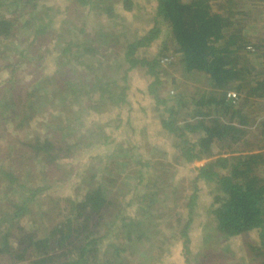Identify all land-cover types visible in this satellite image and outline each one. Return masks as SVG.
I'll return each mask as SVG.
<instances>
[{
	"label": "trees",
	"instance_id": "obj_1",
	"mask_svg": "<svg viewBox=\"0 0 264 264\" xmlns=\"http://www.w3.org/2000/svg\"><path fill=\"white\" fill-rule=\"evenodd\" d=\"M43 1L0 0V73L7 75L1 84L10 86L8 95L25 99V107L17 104L18 115L27 106L37 113L46 105L51 107L49 102L52 106L57 104L61 111L66 105V113L49 116L50 120L41 124V134L31 133L32 137L27 136L23 144L8 143L0 152V201L9 195L12 185L17 189L12 192L17 201L11 202L8 211L0 213V264H135L136 253L129 252L134 248L131 243L137 244L144 237L151 241L148 256L158 252L152 262L158 264L164 256L171 255V245L167 242L176 240L181 243L184 264H192L190 230L201 193L207 190L210 195L208 236L215 238L216 243L228 244L235 237L257 232L259 242L254 244L247 239L245 252L248 257L251 254L260 258L264 264V38L251 42L243 36L245 25L239 22L243 18L237 20L230 8L234 0H156L151 10L143 7L146 4L141 0H62L57 10ZM78 4L89 7L91 12H84L81 23L72 24L79 31L70 38L66 36V20ZM40 6L42 11L37 15L30 12V8ZM88 14L107 17L109 25L87 28ZM141 14L151 15L153 25L130 38L128 31L133 24L128 22V16L136 19L142 18ZM56 15L61 16L59 23L54 18ZM118 28L122 29L118 31ZM24 29L33 35L25 42L26 46L44 49L51 58L57 56L52 72L48 66L39 65L27 71L30 78L23 79L30 86L36 80L34 73H38L36 90L41 95L33 93L35 87L21 95L16 86L21 79L17 78L18 69L22 70L25 65L16 56L27 57L28 66L34 59L31 51L20 54L21 50L14 49V45L23 43ZM163 30L167 38L161 41L162 49L167 51V43L172 42L175 45L172 52L180 55L185 73L198 76L204 73L208 88L175 91L169 97L163 94L160 68L173 64V55L165 52L151 58L144 51ZM42 36L48 37L46 43L40 41ZM48 43H53V50L46 49ZM120 45L124 47L118 61L123 62L112 73L105 62L111 53H117ZM13 51L18 53L7 55ZM90 52L101 70L89 81L83 73L81 84L74 86L88 88L84 89L83 102L89 105V110L73 108L72 98L81 93L70 88L73 71H78L84 62L81 58ZM100 54L101 61L96 58ZM167 57L171 59L162 63ZM134 67L148 75L147 91L153 96L154 109L160 116L161 133L166 132L174 139L171 143L173 166L197 163L191 168L190 190L185 192L182 187L181 195L173 200L179 189L175 183L185 181L165 171V177L157 174L161 162L155 163L157 155L153 152L146 155L149 151L143 149L149 124L142 122L139 129L133 124L134 103L130 98L128 72ZM87 68L84 64L82 69ZM94 69L90 68L91 73ZM121 73L123 77L114 78ZM118 83H122L120 89ZM230 92H235L237 98L228 97ZM34 97L36 102L29 106ZM253 102L259 112L252 106ZM74 105L79 106L78 99ZM84 112L92 119L89 125L81 121ZM24 116L19 118L20 123L25 121ZM51 118L56 122H51ZM124 128L130 134L117 142L113 133L117 135ZM136 134L144 136L141 138L144 143L133 144L131 136ZM111 145H114L112 150L107 148ZM103 148L106 150L100 153ZM152 148L160 151L158 145ZM17 154L22 161L19 166L14 162ZM102 155L107 159L104 166ZM35 163L44 167V179L36 186L32 178ZM75 163L78 166L76 196H60L62 202L57 203L66 210L67 216L41 236L37 220L43 214L41 211L32 214L30 204L34 199L41 203L49 189L67 180ZM2 180L8 183H1ZM170 199V205L182 207V211L176 212L178 226L166 219L169 209L165 204ZM155 210L156 217L163 218V222L155 223L153 229L154 226L148 227L145 222ZM96 214L99 217L94 220ZM24 222L31 225L30 230L24 228ZM116 222H119L117 231ZM160 225L163 227L157 228ZM169 228L173 231H168ZM105 240L107 250L102 248ZM215 253L208 248L200 261L212 258L215 264H223V259L228 258V254L217 252L220 255L217 256Z\"/></svg>",
	"mask_w": 264,
	"mask_h": 264
},
{
	"label": "rangeland",
	"instance_id": "obj_2",
	"mask_svg": "<svg viewBox=\"0 0 264 264\" xmlns=\"http://www.w3.org/2000/svg\"><path fill=\"white\" fill-rule=\"evenodd\" d=\"M59 1H62V0H58V2L57 0H45L43 1V3L48 6L52 4L53 7L55 6V10H57L59 8L58 7ZM141 1L143 2V4H146V5H143V7H146L149 10L153 8L156 2V0H141ZM97 2H99V0H97ZM56 3H57V6H56ZM75 8L76 9H73V13H71L68 16V19L66 20V36L68 35L70 38H74V34H75L74 32L79 31L76 27H73L72 24L81 23L84 17V12L85 14L91 12L89 7L83 8V6L79 4L76 5ZM230 8L235 12V18H237V20H241L243 18L241 21H239L241 25H245L244 30H243V33H244L243 36H246L247 38L249 37V39H251V42H253L254 40L255 42L260 41L264 38V0H234V3L230 5ZM40 9H41V6L35 7L34 9L30 8V12H34L35 15H37L38 12L42 11ZM50 11L54 13V9H51ZM138 12L144 13L143 10L141 11L139 10ZM244 12L245 14H243ZM141 16L142 18L137 17L136 19H134L130 15L128 16V22L133 24L131 29L128 31L129 32L128 36L130 38L134 37L137 34L140 35L142 33V30H147L150 27H152L153 21H152L151 15L141 14ZM54 18L58 23L61 21V16L59 15H56ZM87 21H88L87 28L92 27L94 25L97 27H100V26L107 27L109 25V21L107 17L98 18L92 14L90 15L88 14ZM21 23L24 24L25 21L21 20ZM121 29L122 28H118L117 30L120 31ZM28 30L29 29H24L25 36L23 37V43L17 46L14 45L15 46L14 49L16 51L21 50L20 54L22 53L25 54L31 51L32 58L34 59L30 62V65L28 66V64L26 63L27 57L25 58V56H22V55L16 56L15 58L16 60H21L23 62V65L25 64L23 66V69L22 70L20 69L21 71L18 69L19 73L17 75V78H21V79L19 80V85H16V86L17 88H19L18 90L21 92L20 93L21 95L23 91L28 90V89L32 91L34 87H35V92L33 93L34 94L39 93L41 95V92H37L36 90V87H37L36 81L39 80L38 73L36 72L34 73L36 75V80L30 86L25 85L23 79L24 78L28 79V77L30 78V74H27V71L34 70L39 65L40 66L45 65V67L48 66L49 71L52 72L55 69L57 56L54 55L55 57L52 56L51 58L50 53H48L44 49L36 50L30 44L26 46L25 42H28L29 40L33 38L32 34L28 35V33L30 32ZM68 30L69 32H72L73 34H70ZM89 32L90 30H86V33H89ZM82 36L84 37V34H82ZM165 38H167V36H166L165 30H163L159 38L155 42H153L150 46L144 48L145 54L151 58L157 57L165 52L169 55H173L172 59H174V63L171 65L170 64L163 65L161 66L162 68H160L162 70V72L160 73V78L162 82V84L160 85V88L163 94L169 97L172 94H174L175 91L185 92L186 90H188L189 92H194L198 88L199 89L208 88L209 86L207 84V81L205 80L206 75L204 73L199 74V76L195 74L187 75L185 73L184 64L181 62L180 55L172 52L174 51V48H175V45L172 42L167 43V47H168L167 51H164L162 49L161 41ZM40 41H44L46 43L48 41V37L42 36L40 37ZM46 46H47L46 48L47 50L54 49L53 43L52 44L48 43V45L46 44ZM120 47L121 48H117V53L116 54L111 53L112 56L109 57L105 62V65H109L110 71L112 73L115 72L119 64L123 62V61H118L119 56L123 54L124 45H120ZM16 51H13L11 53L9 52L7 55L12 56L14 55V53H18ZM101 55L102 54L96 56L97 60L99 61L102 60L103 56ZM85 56H88V58H86ZM85 56L81 58L83 59L84 62L80 64L78 71L77 72L73 71V74H74V78L72 79L73 84L70 86V88L80 83L81 75L83 73H85L86 81H89L93 77H95L96 74L101 70L98 64V61L95 60L91 52L89 54H86ZM11 59L13 60L14 58H11ZM84 64L88 66L87 70L82 69L84 67ZM125 66L127 65L125 64L124 67ZM57 67L59 68V65ZM91 67H96V69H94L92 73L90 70ZM4 71L8 73V71L6 70ZM144 72H145L144 70L138 67H134L128 72V77L131 76V79L129 82L130 98L132 102L134 103V112H132L133 124L138 129L144 124L142 122H147V124H149L147 128L148 134L146 136L145 143L141 139L144 136L143 135L138 136L137 134L135 136H131V141L133 142V144H139V145L141 144V141H142L145 144L143 149L145 151H149V153L145 152L146 155H151L152 152L153 154L157 155V157L154 159L155 163L158 161L161 162L160 163L161 167L159 168L157 174H160V175L164 174V177H165V172L170 175L175 174L177 180L181 178L185 181L184 184L183 183L181 184L180 182L175 183L179 189L177 190L176 195L172 197V200H173V198H176V196L179 197L181 195L182 187L185 192L190 190L189 180L192 174L191 168L194 167L197 163L192 164V165L182 164L179 167H177V165L173 166L175 159L172 160L171 151H173L174 149L171 148V143L173 142L174 139L171 138L166 132L165 134L161 133L160 116L158 115L157 111L154 109L153 96L149 94L147 91L148 75H146ZM123 76H124V73H121L119 75H115L114 78L118 79ZM6 77H7L6 73L4 72L0 73V97L2 95V98L0 99L2 100V104H5V103L8 104L6 105V107H2V104L0 105L1 106L0 113L5 115L3 118L2 114H0V152H2L5 147H8V143L12 145L14 143L23 144L26 141L27 136L32 137L31 133H34L35 135L38 133L41 134L42 132L41 124L47 122V120H50L49 116L58 115L59 112H63V111H65L66 113V105L62 107L64 110L61 111L58 108L57 104H54V106H52L53 103L49 102V106L51 107H47L46 105L42 107L37 113H33L31 109L28 108L27 106V108L23 112L20 111L18 115L17 104L19 103L20 105L25 107L26 102H25V99L21 100L18 97L16 98L14 96H11V94L9 95L7 94V91L10 89V86L6 84V87H8L6 88L4 86L5 84H1V81L4 80ZM118 86L120 89V87L122 86V83H118ZM74 88L75 90H78L80 87H74ZM84 89L87 90L88 88L86 86L81 87V89H79L81 93L78 95V97L72 98L73 108L84 107V109L89 110V105L87 106L83 102V96L85 94ZM77 99H78L79 106L74 105L76 104ZM35 102L36 100L34 97L29 103V106L33 105ZM252 106L254 107V109H256V112H259L260 109L257 110L256 102L255 103L253 102ZM106 109L107 107H105V110ZM69 110H71V107L69 108ZM83 114H84V117L83 119L81 118V121L83 120V122L89 125L92 119L89 118L85 112ZM23 116L25 117V121L20 123L19 118H22ZM9 118L11 121L9 120ZM11 118L12 119L15 118V119L12 120ZM54 121L56 122V120ZM54 121L52 120L51 122H54ZM49 127L50 126H48V128ZM43 128H46V126H44ZM129 134H130V131H126V128H124V131H120L117 135L113 133V136L116 138V141L119 142L121 141L122 138L129 136ZM123 141H125V139H123ZM156 145L159 146L160 151L156 152L152 148V146H156ZM111 147L113 148L114 145H111L107 148H110V150H112ZM105 150L106 148H103V151L100 153H103ZM94 152L98 153L97 149H94ZM164 152L165 154L163 155V157L159 158L158 156H160ZM102 156H103L102 165L104 166V164L107 162V159L104 155ZM14 162L16 166H19L21 164L22 161L18 154L15 156ZM75 164L76 165L74 166V170L70 174L67 180L63 181L62 183H56L54 187L49 189L48 193H46L45 195V199H43L41 203H39L36 199H34L32 200V204H30V208H31L30 212H32V214L34 212L40 213V211L43 214V216L38 217V220H37L41 228H39L38 230L37 224L33 225V228L35 230L37 229L38 234L41 236L45 235L53 225L64 220L67 216L66 210L64 208L61 209L60 206L57 205V203L58 201L62 202L60 200V196L61 197H64V196L75 197L76 196V193L78 191V188H77L78 177H76L77 175L76 170L78 169V166H77V163ZM96 166L99 167L100 165L97 164ZM130 167L132 168V165ZM43 168L44 167L39 166L38 163L34 164L35 174L32 175V178L35 183L34 186H36V184L43 181L44 179ZM133 168H137V166H133ZM53 179L57 180L54 176H53ZM162 179H164L163 176H162ZM131 180L133 181V179ZM1 183L7 184L8 182L5 180H2ZM4 184L2 185V187H6L4 186ZM121 187L124 188L125 186H121ZM127 189H129L128 185L126 186V190ZM16 190L17 189L12 185V189L9 190V195L5 197V199L1 198L0 213L8 211L9 207L11 206V202L17 201L16 194L12 193V192H16ZM208 193H209L208 190L201 193V196L199 198V206L195 213L196 215H195L194 225L191 226V230H190V237H191L190 259L192 260V264H215L214 263L215 259H212V258H205V260L200 261V259L202 258L203 252L205 250H208V248H212L216 252L215 255L217 256H220L217 254V252L222 255L228 254V258L223 259L224 260L223 264H261L260 258L252 256L251 254H249V257H248L247 253L245 252V245H244V242L247 239H248V242L250 243L256 244L257 242H259L257 232H251L249 236L247 237H242V236L235 237L229 240L228 244L216 243L213 241V239L215 238L208 236L209 230H207V223L209 222L208 204H209V198H210V195ZM0 196H2V193H0ZM154 196L155 194L152 197ZM56 199H57L56 204H54V201ZM170 201L171 199L167 200L165 204V205H168L167 210L169 209V212L166 213V219H167V222L170 221V223H174L175 225L178 226V223L177 224L175 223L176 216H177L176 212L182 211V207L172 206V203L171 205L169 204ZM127 210L129 209L127 208L124 211H127ZM153 213L154 214H150L152 218L148 219L145 223L149 224L147 225L148 227L154 226L153 227L154 229L155 223H157V225L158 223H162L163 218L156 217L158 214L156 210L153 211ZM98 217L99 216L96 214L94 216V220ZM4 226L6 227L7 225H4ZM118 227H119V222H116L114 226L116 231L118 230ZM162 227L163 226L160 225V227H157V228H162ZM24 228H27L28 230H30L31 225L24 222ZM1 230H3V228H1ZM168 231L171 232L173 230L169 228ZM145 238L146 237L138 241L137 244L131 243L132 245H134V248L132 250H129V252L130 254L136 253L135 256L133 257V262L135 264H157V261L152 262V259L154 258L155 255H157L158 252L154 253V255L152 253L151 255L148 256V252L150 250L149 245L151 241L150 239L147 240ZM167 243H170L171 245L172 254L169 256H164L161 259V262H159L158 264H184L183 257L181 254V251H182L181 243L179 241L176 242V240L174 242L170 240ZM106 244H107V241L105 240L102 246L104 250H107ZM167 246L169 247V245ZM111 251L112 250H110L109 252ZM217 264H220V262H218Z\"/></svg>",
	"mask_w": 264,
	"mask_h": 264
},
{
	"label": "built area",
	"instance_id": "obj_3",
	"mask_svg": "<svg viewBox=\"0 0 264 264\" xmlns=\"http://www.w3.org/2000/svg\"><path fill=\"white\" fill-rule=\"evenodd\" d=\"M248 48L249 49H251V46H248ZM171 58H163L162 60H161V62L162 63H165V62H167V61H169ZM228 97H230V98H232V99H235V98H237V94L235 93V92H230V93H228Z\"/></svg>",
	"mask_w": 264,
	"mask_h": 264
}]
</instances>
